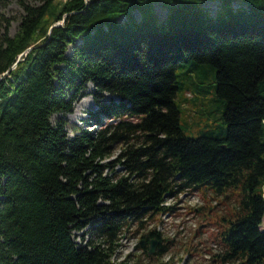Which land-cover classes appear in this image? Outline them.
Instances as JSON below:
<instances>
[{"label":"trees","instance_id":"16d2710c","mask_svg":"<svg viewBox=\"0 0 264 264\" xmlns=\"http://www.w3.org/2000/svg\"><path fill=\"white\" fill-rule=\"evenodd\" d=\"M207 3L219 4L215 15ZM22 6L17 33L0 37V264H131L119 254L135 226L160 243L147 259L170 264L150 223L179 209L164 205L168 196L208 191L240 198L213 257L264 264V0ZM202 66L223 123L218 135L192 138L176 103L178 71L188 67L200 90ZM90 84L101 127L70 138L67 121L52 118L72 114ZM75 232L86 233L81 243Z\"/></svg>","mask_w":264,"mask_h":264},{"label":"rangeland","instance_id":"374dc122","mask_svg":"<svg viewBox=\"0 0 264 264\" xmlns=\"http://www.w3.org/2000/svg\"><path fill=\"white\" fill-rule=\"evenodd\" d=\"M57 1L63 2L65 0ZM44 3L45 0H0V37L6 32V29H8L10 36L17 33L25 14L22 4L42 6ZM206 7L214 15L219 10L218 3H207ZM155 9L160 20H165L166 9L160 5H155ZM136 17L140 19L138 13ZM124 20L123 18L122 21ZM71 53L72 48L69 51V54ZM188 70L189 68L186 67L178 71L180 90L177 93L176 103L181 111L182 129L187 136L192 138H198L202 135H218L221 132L224 109L220 104L213 102L215 97L214 77L205 66L196 69L197 73L201 74V81L203 82L202 88L199 90L189 85ZM93 91L94 87L90 84L84 96L76 103L72 114L65 117L56 115L52 118L54 124L59 118L67 121V131L70 138L76 135L75 128H88L91 131L96 127H101V124L98 125L93 117L98 110L91 96ZM187 91L195 97L194 101L187 103L185 100ZM187 97L192 96L188 95ZM118 100V98L110 95H106L105 98L106 103L118 102ZM102 124L105 125L104 118ZM120 153L121 148H117L108 161L117 159ZM174 203L178 204L179 207L176 213L157 217V221L149 225V229L157 228L167 240L166 245L169 250L161 262L170 264H219L218 259L213 256L221 253L224 249L220 233L230 227L229 221H234L239 217L240 198L237 195L229 197V194L225 197L215 196L209 191L206 194L204 192H185L174 199H168L166 205L172 206ZM194 209H201V211L198 213L193 211ZM261 229L264 231V223ZM135 230L136 226L122 238L119 261L132 254L131 264H158L156 260L147 259L145 249L138 247L143 240V231L135 234ZM74 234L75 240L79 243H81L82 236H86V233L83 232H75Z\"/></svg>","mask_w":264,"mask_h":264},{"label":"water","instance_id":"95a60500","mask_svg":"<svg viewBox=\"0 0 264 264\" xmlns=\"http://www.w3.org/2000/svg\"><path fill=\"white\" fill-rule=\"evenodd\" d=\"M159 241L158 240H151L147 241L143 239L140 242L141 249H146L148 247V256H154L156 254L157 248L159 247Z\"/></svg>","mask_w":264,"mask_h":264},{"label":"flooded vegetation","instance_id":"af4514ba","mask_svg":"<svg viewBox=\"0 0 264 264\" xmlns=\"http://www.w3.org/2000/svg\"><path fill=\"white\" fill-rule=\"evenodd\" d=\"M157 249H158V248H157ZM145 252L148 253V247L145 249ZM156 253H157V251H156Z\"/></svg>","mask_w":264,"mask_h":264},{"label":"bare ground","instance_id":"6f19581e","mask_svg":"<svg viewBox=\"0 0 264 264\" xmlns=\"http://www.w3.org/2000/svg\"><path fill=\"white\" fill-rule=\"evenodd\" d=\"M168 200V199H167ZM167 202V201H166ZM166 205V204H165ZM167 206V205H166ZM169 215V214H168Z\"/></svg>","mask_w":264,"mask_h":264},{"label":"built area","instance_id":"2783aa9c","mask_svg":"<svg viewBox=\"0 0 264 264\" xmlns=\"http://www.w3.org/2000/svg\"><path fill=\"white\" fill-rule=\"evenodd\" d=\"M173 198H175V197H173ZM175 204V203H174ZM165 205V204H164ZM166 206V205H165Z\"/></svg>","mask_w":264,"mask_h":264}]
</instances>
